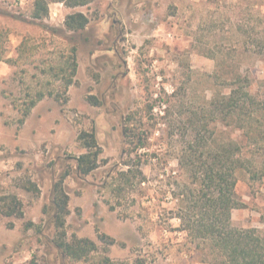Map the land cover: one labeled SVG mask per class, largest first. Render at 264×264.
Masks as SVG:
<instances>
[{
	"label": "rangeland",
	"instance_id": "1",
	"mask_svg": "<svg viewBox=\"0 0 264 264\" xmlns=\"http://www.w3.org/2000/svg\"><path fill=\"white\" fill-rule=\"evenodd\" d=\"M49 8L35 19L34 0H0L9 13L0 16V194H17L25 211L0 220V264L214 262L196 231L195 185L177 158L194 130L212 145H241V206L232 223L264 231V0L50 1ZM75 12L89 18L82 31L65 27ZM231 89L235 106L225 101ZM39 91L45 96L21 122ZM129 117L135 133L149 136L140 155L123 153ZM82 132L102 147L88 175L76 168L86 152ZM126 161L132 171L123 175ZM62 179L67 239H92L97 248L87 258L56 246L52 189Z\"/></svg>",
	"mask_w": 264,
	"mask_h": 264
},
{
	"label": "trees",
	"instance_id": "2",
	"mask_svg": "<svg viewBox=\"0 0 264 264\" xmlns=\"http://www.w3.org/2000/svg\"><path fill=\"white\" fill-rule=\"evenodd\" d=\"M50 1H63L70 6L86 5L89 0H34L33 17L44 19L50 12ZM9 15L7 11L0 9V16ZM89 23L88 16L83 12H75L66 16L65 27L69 31H82ZM3 49L0 47V60L3 59ZM77 71V62L74 60L71 77L72 82ZM235 89L225 98L226 103L235 106ZM45 93L38 92L37 97H32L21 109L22 119L31 113ZM245 98L252 99L248 91H243ZM90 99H97L91 96ZM98 101L94 102L97 104ZM235 102V103H234ZM124 149L123 153L140 155L139 151L148 148V135L137 134L130 125V117L123 126ZM86 152L76 157L77 172L88 175L99 166V155L102 152L94 133L82 132L79 136ZM194 130L189 134V139L184 141L183 148L178 153L179 164L190 175L195 187L192 195H195L193 208L198 211L195 220L200 227L196 230L198 237L204 239L213 248L216 258L211 264H264V231L256 228H237L232 223L233 209L239 208L241 203L237 197V174L242 168L243 162L240 156L241 145L234 141L215 143ZM123 175L132 171L130 163ZM70 195L64 186V180L56 181L52 189V207L54 209L53 221L60 235L56 246L74 259L87 258L96 248V243L90 238H81L73 235L67 239L66 222L70 215ZM24 204L15 193L0 194V220L2 217H23ZM183 220L184 217L180 216ZM110 258H106L104 264H113Z\"/></svg>",
	"mask_w": 264,
	"mask_h": 264
}]
</instances>
